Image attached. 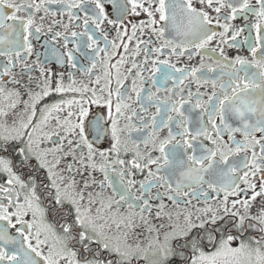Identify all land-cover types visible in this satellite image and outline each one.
I'll list each match as a JSON object with an SVG mask.
<instances>
[{"label":"snow or ice","instance_id":"snow-or-ice-1","mask_svg":"<svg viewBox=\"0 0 264 264\" xmlns=\"http://www.w3.org/2000/svg\"><path fill=\"white\" fill-rule=\"evenodd\" d=\"M0 264H264V0H0Z\"/></svg>","mask_w":264,"mask_h":264}]
</instances>
